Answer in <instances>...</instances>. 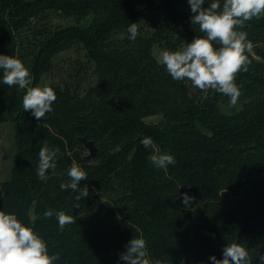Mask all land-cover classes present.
<instances>
[{"label":"trees","instance_id":"16d2710c","mask_svg":"<svg viewBox=\"0 0 264 264\" xmlns=\"http://www.w3.org/2000/svg\"><path fill=\"white\" fill-rule=\"evenodd\" d=\"M52 13L74 23L32 33L39 40L30 72L31 86L55 76L53 112L37 121L24 112L22 91L0 85V122H14L17 149L11 178L0 183V210L33 225L59 254L57 264H127L120 254L137 228L162 264L220 258L222 247L237 241L242 217L264 219V63L253 57L264 61V18L243 29L253 54L248 71L236 74L242 94L229 107L215 90L173 81L155 57L156 47L176 50L204 35L189 23L187 0H0V54L19 58L18 34ZM130 23L138 26L135 41L128 39ZM71 50L80 58L66 59L62 73L55 59ZM85 137L98 143L91 161ZM143 137L176 164L154 168ZM45 142L61 155L42 182L36 166ZM73 161L88 173L81 187L89 185L90 197L79 202L59 189ZM185 192L194 197L189 208L180 198ZM98 193L120 196L124 212ZM46 208L72 209L76 221L60 229L43 217ZM240 243L264 252V234Z\"/></svg>","mask_w":264,"mask_h":264},{"label":"clouds","instance_id":"9594fccd","mask_svg":"<svg viewBox=\"0 0 264 264\" xmlns=\"http://www.w3.org/2000/svg\"><path fill=\"white\" fill-rule=\"evenodd\" d=\"M191 16L189 23L198 26L203 36H196L176 50L162 49L156 59L173 81H190L193 88L202 91L215 90L228 98V106L235 107L241 96V87L236 83V74L247 72L253 54V43L243 29L254 18H264V0H187ZM194 30L197 29L194 27ZM128 39L135 41L139 35L137 23L127 27ZM33 77L30 69L18 57L0 54V85L16 88L23 92L22 107L37 121L53 112L57 93L48 84L31 86ZM140 144L152 149L148 159L160 170L176 164L170 152L156 149L151 137H143ZM61 152L58 147H50L46 142L38 153L36 174L40 181L49 179V172L55 171ZM67 181L59 184L60 191L76 193L74 199L90 197L88 173L76 161L66 169ZM185 208H189L194 197L187 192L181 194ZM177 199V198H176ZM77 206L78 203H77ZM45 219L54 218L60 229L75 223V216L65 210L46 208ZM132 239L120 254V261L127 264H162L150 255L148 241L137 228ZM214 238V234H213ZM60 256L50 252L49 241L33 225L25 224L15 212L0 210V264H57ZM207 264H264V252H253L240 242L226 243L221 256L207 257Z\"/></svg>","mask_w":264,"mask_h":264},{"label":"rangeland","instance_id":"374dc122","mask_svg":"<svg viewBox=\"0 0 264 264\" xmlns=\"http://www.w3.org/2000/svg\"><path fill=\"white\" fill-rule=\"evenodd\" d=\"M73 23V21H66L63 19L62 16H59L56 13H52L49 14L47 17H44L43 19L39 20L38 23L34 25L30 30L23 31L18 34L17 37L19 42V58L25 63V65L30 69V71L33 64L32 54L34 52V46L37 42L36 40H39V38L33 36L32 33L46 26H49L51 29L55 30L60 26L66 27L68 25H72ZM159 51L160 48L156 47L155 57H157ZM253 57L257 61L264 63V61L258 58L257 56L254 55ZM69 58L75 60L80 58V55L78 54V51L71 50L62 53L55 59V64L58 65L62 63V73H67V71L63 72V70L67 69V64L65 60ZM55 71H57V69ZM54 79L55 76L44 77L41 86H43L44 84L49 85L51 83H54ZM160 120V117H156L155 119L149 120L148 122L151 121L153 123H156ZM15 134L16 132L14 122H0V183L4 181H9L12 175V170L17 161ZM96 146L98 147V143H96ZM83 154L85 155V159L90 155L89 151L86 148L84 149ZM118 193L119 192H117V194ZM98 196L100 198V202H110L120 215L124 212L123 208L125 205L122 203L120 196H117L113 193H98Z\"/></svg>","mask_w":264,"mask_h":264},{"label":"water","instance_id":"95a60500","mask_svg":"<svg viewBox=\"0 0 264 264\" xmlns=\"http://www.w3.org/2000/svg\"><path fill=\"white\" fill-rule=\"evenodd\" d=\"M80 142H82V144L85 146V148L90 153V155L86 157V160L87 161L94 160L98 154V147L96 146L95 142L90 141L88 137L81 138ZM241 220L243 223V227L237 235V242H240L242 238H244L247 235H252V234L263 235L264 234V219L262 220L257 219L251 222L245 219L244 217H242Z\"/></svg>","mask_w":264,"mask_h":264}]
</instances>
